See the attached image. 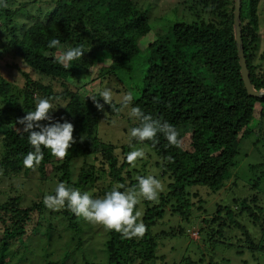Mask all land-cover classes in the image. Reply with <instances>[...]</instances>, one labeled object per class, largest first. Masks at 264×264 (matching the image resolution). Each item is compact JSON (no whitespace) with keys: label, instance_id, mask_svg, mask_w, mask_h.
<instances>
[{"label":"trees","instance_id":"16d2710c","mask_svg":"<svg viewBox=\"0 0 264 264\" xmlns=\"http://www.w3.org/2000/svg\"><path fill=\"white\" fill-rule=\"evenodd\" d=\"M41 1L6 0L8 7L0 8V59L6 55L17 59L10 66L23 79L11 80L0 73L2 174L12 179L37 173L41 185L56 177L82 192L103 181L98 194H92L103 196L117 182L124 185L121 190H132L136 177L147 175L146 162L140 166L135 162L132 166L124 160L132 147L145 145L159 175L169 180L166 191L155 200L143 199L144 211L138 218L146 228L142 237L125 238L120 232L107 229L104 257L99 264H157L158 260L166 259L159 254L163 241L175 238H187L201 253L195 258L180 254L179 264L204 261L201 241L212 252L221 246L228 251L236 248L238 254L249 252L259 264H264V203L260 198L264 195V170L251 183L256 191L251 197H235L230 202L223 197L209 211L200 193L205 190L210 195L219 194L228 188L237 167L240 145L254 136L255 114L261 117L260 130L264 122V98L250 96L242 79L234 31L235 0L183 1L193 17L173 23L146 46L144 53L140 40L152 31L150 4L140 6L137 0H46L51 3L48 7L35 12L26 8L29 3ZM241 32L252 85L263 90L264 0H242ZM53 38L60 41V46L49 48L48 41ZM76 45H81L84 52L70 67L56 62L55 57L64 48ZM138 58L143 61V75L128 105L114 100L110 105L104 104L99 92L81 93V87H70L69 79L82 74L90 76L87 86L96 80L102 84L110 76L119 77ZM103 60L110 61L108 67ZM32 74H40V79ZM58 83L62 89L56 90ZM89 94L104 104L102 110L95 107L91 97H86ZM40 97L51 98L56 108L52 112L54 118L64 117L73 124L74 142L66 155L56 160L41 146L43 159L27 168L23 166V157L32 149L17 119L31 110L34 100ZM132 106H139L155 120L174 125L180 147L169 145L161 133H157L154 141L138 143L133 138L121 145L105 142L99 136L104 119L127 117V133L139 124V120L125 114V111L129 114ZM188 126L192 133L184 145ZM260 141L264 143V136L258 138L257 142ZM77 158H82L84 164L73 179L72 166ZM89 158L93 163L87 162ZM250 167L264 169V161ZM234 189H228L224 195ZM17 191L11 195L4 191L6 198H0V264H71L72 257L79 254L84 264H95L84 250L85 219L72 215L66 205L62 206L65 228L62 234L58 233L64 243L57 248V254L48 253L44 247L40 258H35L36 248L30 238L40 233L51 242L55 223L44 214L48 208L42 196L25 205L26 195ZM168 211L171 216L180 217V224L156 232ZM198 211L205 214L204 218ZM194 224L199 242L192 240L183 226ZM254 226L257 233L261 230L259 238L251 232ZM232 231H240L242 235L236 237V244L228 238ZM224 261L230 262L226 258ZM76 263L73 259L72 264Z\"/></svg>","mask_w":264,"mask_h":264},{"label":"rangeland","instance_id":"374dc122","mask_svg":"<svg viewBox=\"0 0 264 264\" xmlns=\"http://www.w3.org/2000/svg\"><path fill=\"white\" fill-rule=\"evenodd\" d=\"M23 2L27 0H15V2ZM139 2L140 6H146L148 4L151 5V10L149 11V20L150 24L152 26V31L149 35L142 38L140 40V46L142 48V51L144 53V49L146 46L156 39L159 35H162L165 33V30L168 29L169 26H171L176 21L189 18L191 19L193 17V12L188 9L187 4L183 3L185 0H137ZM11 2V1H10ZM9 2V3H10ZM51 4V3H49ZM49 4L46 0H42L39 3H29L26 5V8L30 10L31 12H35L39 8H45L48 7ZM16 4L12 7L15 8ZM205 15V14H204ZM206 16V15H205ZM142 56V55H141ZM142 58H138L134 62H131L126 69H123L121 73H119L118 76H110L104 83L102 81V84L100 80H96L93 84H90L87 86V82L90 81V76L88 74H82L80 77L77 78H70L69 82L71 84L72 89H76L77 87H81V93H87V92H93L97 93L100 90H102L105 87H109L112 90V100L115 102H122V97L125 93H131V97L133 98L134 95H136V88L140 84L141 76L143 75V61ZM17 59H14L11 55H6L3 59H0V73L6 74L8 78L11 80L15 79H23L21 78V74L19 71H16L13 69L10 65L17 63ZM104 66H109L110 61L103 60ZM19 66L24 68L23 64L19 63ZM30 68V67H29ZM35 79H40V74H32ZM45 82V79L43 80ZM57 83V82H55ZM56 90L62 89L60 88L59 83L56 84ZM80 90V89H79ZM128 111H125L126 116L129 114ZM106 117V116H105ZM108 117V116H107ZM127 117L125 118H116L113 116L108 117V120H103L100 127H99V136L103 138L105 142L113 141L112 143L121 145V144H127L129 142V134L125 132V128L127 127ZM260 122L261 117L260 114H255V117L253 119V125L256 126L254 136L247 140H243L240 145V154L238 155L236 162L237 167L235 171H233V178L228 183V188L224 191H222L219 194H209L205 190H200V193L202 195V199L206 201L205 206L211 211L210 209L213 207L215 209L214 205L221 201V199L224 197L225 201H232L235 197H251V195L255 194L256 191H254L251 188V183L259 176V174L264 170L262 168H258L256 170H253L250 167V164L252 163H262L264 161V143L257 142L258 138L260 136H264V122H262V128H260ZM259 125V127H257ZM186 134L184 135V145L187 144L189 141L190 135L192 133V128L187 127ZM183 133V132H182ZM184 134V133H183ZM260 135V136H259ZM123 140V141H122ZM121 141V142H116ZM138 148H142L145 156L142 159H138L136 161L139 166L146 162L147 165V174H154L156 178H158L163 188L158 193V195L162 192L166 191L167 184L169 183V180L162 179V177L158 173V169L155 166V160L154 158H150L149 156V150L147 146L140 145ZM0 155H1V145H0ZM57 158L55 157L54 160ZM93 159L89 158L87 159L88 163H93ZM84 164L82 158H77L72 166L73 169V179H75L80 171L81 166ZM236 176V177H235ZM40 178L37 173H32L28 177H25L23 175H20L18 178H8L4 176L0 170V198H6V195L2 192L7 191V195H11L12 192L20 191L21 193H24L26 195L24 204L28 205L32 200L37 199L39 196H42V199L45 195L52 192L55 188V185L57 182L62 181L56 177L53 179H47L44 181V184H40ZM234 182H237L234 184ZM102 182H99L95 185L94 189L89 188L87 192L92 195L94 193L98 194V189L103 185ZM24 185V186H23ZM238 185V186H237ZM235 186V189H234ZM263 188H264V182H263ZM234 189L233 192H230V194L224 195L228 189ZM17 191V192H18ZM226 196V197H225ZM96 197H98L96 195ZM261 203H264V195L260 196ZM2 199V200H3ZM145 201V200H144ZM136 210H139L141 212L142 217L143 211H144V202L143 198L139 199V202L137 203ZM169 208V207H168ZM63 207H57L55 209L48 208L45 211V215L48 217H51L53 219V222L55 223V227L53 230H55V233L53 234V239L51 242L47 240L46 237L42 236L40 233L32 235L29 242L31 245L36 248L35 252L37 255H34L35 258H40V250L41 253L43 252L44 247L48 249V253L57 254V248H59L65 241V239L59 238L58 233L62 234L63 228H65L63 225L66 223V219L62 216L63 215ZM214 212V211H213ZM198 213L201 216V219L204 218L205 214H202V211H198ZM73 215V213H72ZM179 217V216H178ZM180 217L175 218L171 216V213L168 211V214H166V217L160 222V224L155 229L156 232H161L162 230H169L174 225L180 224ZM200 219V220H201ZM176 221V224L174 223ZM84 225L87 227V229L84 231V250L86 254H88V257L90 261L94 262L95 264H99V262L102 261L104 257V249H105V242L108 239V230L102 225L98 223H93L88 220H84ZM186 226L187 233H189V236L192 240H195L196 242H199L200 238L198 235V229L197 226L194 224L192 226ZM251 232L257 234V238L261 235V230L259 233L258 230H256V227H251ZM240 231H232L228 233V238H230V241L232 243L236 244V237L242 236L240 234ZM66 234V233H64ZM255 234V235H256ZM46 239V240H45ZM49 242V243H48ZM238 244V243H237ZM241 244V243H240ZM201 246L204 248V251L202 255L203 256V262L201 264H259L256 258L253 257L249 252H246L245 254H238L237 249H230L225 250L224 246H221L220 249H216L214 252H212L211 247L201 241ZM186 249V250H185ZM185 250V251H183ZM79 254V253H78ZM160 255H165L166 259L164 260H158L157 264H179V262L182 260L180 257V254L183 256H189L191 258H195L198 255L201 256V253L197 251L196 245L187 240V238H182L180 240L178 239H167L163 241V243L160 246ZM52 254H49L50 256ZM79 254L78 256H73L72 259L69 261L71 264L73 263V259L76 260V264H84V260L81 258ZM55 256V255H54ZM224 258L228 259L230 262L224 261ZM262 261V260H261ZM21 264H29V263H21ZM43 264V262L41 263Z\"/></svg>","mask_w":264,"mask_h":264},{"label":"clouds","instance_id":"9594fccd","mask_svg":"<svg viewBox=\"0 0 264 264\" xmlns=\"http://www.w3.org/2000/svg\"><path fill=\"white\" fill-rule=\"evenodd\" d=\"M6 0H0V8H7ZM58 39H50L48 47H58ZM84 52L81 45L69 46L55 57V60L61 66L68 68L71 62L80 58ZM99 98L103 99L104 104H111L112 90L105 87L98 93ZM95 107L102 110L104 104L89 94ZM131 93H125L122 97V103L128 105L131 101ZM53 107L51 98L40 97L34 100V107L27 111L23 117L17 119V123L23 125V132L27 133V143L31 146L30 151L23 157V166L32 168L38 165L43 159V149L56 158L62 159L71 144L73 138V124L61 117L56 119L52 112ZM132 118L139 120L137 126L128 130L129 141L134 138L136 142L145 140H155L157 133H161L169 145L180 147L181 141L178 139V132L174 125L167 121L153 119L149 114L142 112L139 106H132L129 111ZM44 121L45 123H40ZM145 153L142 148L132 147L124 157V160L134 166L138 159L144 158ZM123 184L117 182L103 196L93 197L87 191H81L75 187L66 185V182L56 183L52 194L43 197V203L47 208L55 209L61 206H67L68 210L76 216L102 224L106 229L120 232L125 238L142 237L146 231L145 225L138 218L141 216L135 206L140 198L145 200H155L158 193L162 190L161 181L154 174H147L136 177V187L132 190H121Z\"/></svg>","mask_w":264,"mask_h":264},{"label":"water","instance_id":"95a60500","mask_svg":"<svg viewBox=\"0 0 264 264\" xmlns=\"http://www.w3.org/2000/svg\"><path fill=\"white\" fill-rule=\"evenodd\" d=\"M241 9H242V0H235L234 7V31H235V39L238 50V57L241 67L242 79L244 81L246 90L248 94L255 98H264V89L256 90L250 79V72L248 69L247 59L244 51V44L242 39L241 32Z\"/></svg>","mask_w":264,"mask_h":264}]
</instances>
